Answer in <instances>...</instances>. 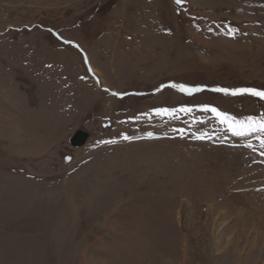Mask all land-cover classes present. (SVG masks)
<instances>
[{"label":"rangeland","instance_id":"rangeland-1","mask_svg":"<svg viewBox=\"0 0 264 264\" xmlns=\"http://www.w3.org/2000/svg\"><path fill=\"white\" fill-rule=\"evenodd\" d=\"M171 82L264 90V0H0V264H264L258 141L195 110L133 119L264 101Z\"/></svg>","mask_w":264,"mask_h":264},{"label":"snow or ice","instance_id":"snow-or-ice-1","mask_svg":"<svg viewBox=\"0 0 264 264\" xmlns=\"http://www.w3.org/2000/svg\"><path fill=\"white\" fill-rule=\"evenodd\" d=\"M174 4L177 7H181L186 3V0H173ZM235 32V29H229L228 34L231 35ZM58 39L60 37H57ZM64 43L70 44L72 43L69 40H64ZM73 47H79L78 45L73 44ZM85 63H87V58H85ZM91 71V69H89ZM164 88H171L180 93L185 95H193L194 93H200L203 91H210L214 93H220L224 96H241V95H248L252 97H257L260 100L264 101V90H260L257 88L252 87H212L208 88L205 85H195L190 86L184 83H168V84H161L158 88L155 89L156 92L162 91ZM107 91V89H105ZM111 95L113 96H122L127 95L112 92ZM200 111L203 113H210L211 117L221 126H223V131L230 133L233 137H238L244 139L246 137H252L259 143V155L264 156V113H261L259 116L255 115H248L243 118L238 119L236 116L230 115L226 111H222L220 108L212 105V104H199L195 106H187L181 105L179 107H157L151 110L149 113H141L139 116L134 117L133 119H140L144 116H148L149 118L152 115L161 116V117H169L171 119H178L179 114H191L193 111ZM204 120H199L194 118L193 123H201L203 124ZM174 132H178L183 135L186 134V130L184 128L173 129ZM148 138H153V133H147ZM192 137L197 140H204V139H211V136L207 132H199V133H192ZM123 140H131L134 137H130L127 135H122L121 137ZM116 141H103V143H115ZM245 148H248L252 151H258L255 146L253 145L251 140H248L246 143L242 145Z\"/></svg>","mask_w":264,"mask_h":264},{"label":"water","instance_id":"water-1","mask_svg":"<svg viewBox=\"0 0 264 264\" xmlns=\"http://www.w3.org/2000/svg\"><path fill=\"white\" fill-rule=\"evenodd\" d=\"M89 137V133L85 130L78 129L70 138L69 142L72 146H82L87 138ZM66 161H69L68 158L65 159Z\"/></svg>","mask_w":264,"mask_h":264}]
</instances>
